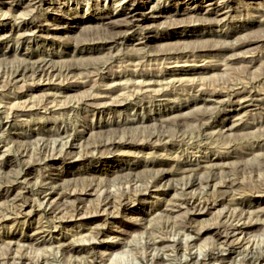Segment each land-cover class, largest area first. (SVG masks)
Returning <instances> with one entry per match:
<instances>
[{"label": "rangeland", "instance_id": "374dc122", "mask_svg": "<svg viewBox=\"0 0 264 264\" xmlns=\"http://www.w3.org/2000/svg\"><path fill=\"white\" fill-rule=\"evenodd\" d=\"M40 1L0 0V264L263 256L264 0Z\"/></svg>", "mask_w": 264, "mask_h": 264}, {"label": "bare ground", "instance_id": "6f19581e", "mask_svg": "<svg viewBox=\"0 0 264 264\" xmlns=\"http://www.w3.org/2000/svg\"><path fill=\"white\" fill-rule=\"evenodd\" d=\"M40 1V0H39ZM41 2V1H40ZM40 32V31H39ZM32 33V32H31ZM33 67V66H32ZM37 69H38V72L40 71L41 73H44V72H48L50 69L49 68H45V66H40L39 65V67H37ZM25 70L26 69H24V71H18V72H23L22 74H24V72H25ZM31 70V69H30ZM33 70H35V69H33ZM28 71V70H27ZM32 71V70H31ZM30 71V72H31ZM18 74V73H17ZM13 78V77H12ZM58 86V85H57ZM142 178V177H141ZM176 185V184H175ZM129 193V192H128ZM47 195H49V194H46V196ZM131 195V194H130ZM129 196V195H128ZM127 196V197H128ZM60 197L61 198H72V197H76V195L74 194V193H69V194H65V195H60ZM63 200V199H62ZM128 199L127 198H123V199H121V200H119V201H117L118 202V207H117V209L119 210V211H121V212H126V211H128L127 210V206H128V204L130 203H128V201H127ZM98 201V200H97ZM47 204V207H49V206H51V204H52V202H46ZM61 204V203H60ZM189 204V203H188ZM115 205V203L114 202H112V200H107V198H106V200L104 201V204H103V212H106L108 209H111V207H112V210L114 209V206ZM173 205V204H172ZM194 205V204H193ZM191 206V205H190ZM192 207H195V206H192ZM213 207H215V204H210V205H207V204H203L202 206H198L197 207V211L198 212H200V211H207V210H209V209H212ZM116 208V207H115ZM53 210V209H52ZM79 211V210H78ZM85 211V210H84ZM109 211V210H108ZM107 211V212H108ZM111 211V210H110ZM55 212V210H53V213ZM102 212V213H103ZM116 212V211H115ZM86 213V212H85ZM101 213V212H100ZM101 213V214H102ZM201 213V212H200ZM24 214V213H23ZM55 214V213H54ZM95 214V213H94ZM101 214H99V215H101ZM104 214H106V213H104ZM117 214V213H116ZM87 215V214H86ZM110 215H111V213H110ZM115 215V214H114ZM69 216V215H68ZM76 216L78 217V218H83V216L84 215H82L81 213L79 214V213H77L76 214ZM75 216V217H76ZM63 217V216H62ZM86 217V216H85ZM58 219V218H57ZM56 219V220H57ZM64 220H66V219H64V218H60V219H58L57 220V225L58 226H60V225H62L63 223H64ZM90 220V219H89ZM151 229V228H150ZM237 232H239V234L241 235L242 233H243V228H242V226H238V225H235V226H233L231 229H230V231H229V233L228 234H226V236H223L224 238H225V240H226V243H227V247H228V250H230L231 248L230 247H232V243L231 242H229V239H228V237L230 236L231 238L233 237H235L236 235H238V234H236ZM217 235L218 236H221V234H218L217 233ZM245 239V238H244ZM92 240V239H91ZM236 240V239H235ZM234 240V241H235ZM184 241V243L186 244L187 243V241L189 242L190 240H188V238L187 239H184L183 240ZM237 242H236V245H241L242 243L241 242H239V239H237L236 240ZM163 244H167L166 242L164 243V242H154L153 241V243H152V245H154V246H161V245H163ZM223 244V243H222ZM248 244V243H247ZM61 245H63V244H61ZM147 245V244H146ZM169 245V244H168ZM65 246V245H64ZM150 246V245H149ZM176 246V243L174 244L173 243V245H172V247H175ZM248 246V245H247ZM68 248V246H66L65 247V249H67ZM159 250V249H158ZM158 250H157V248H153L152 249V256L153 257H157V254H156V251L158 252ZM255 250L256 249H254V247H252V246H248V248H247V257L249 258V261L251 260V263H253V264H262V262H263V260H264V255L262 256V254H256L255 253ZM233 251V250H232ZM237 253V252H236ZM125 256V255H124ZM113 257V256H112ZM116 257H118L119 258V260L121 259L118 255L116 256ZM115 257H113V259H114ZM110 259H112V258H110ZM96 260V259H95ZM100 261V260H99ZM110 261V260H109ZM122 261V260H121ZM103 262V261H102ZM102 262H97V261H93V263H95V264H102ZM246 262V261H245ZM48 263V262H47ZM114 264H121V263H119L118 261H115V263Z\"/></svg>", "mask_w": 264, "mask_h": 264}]
</instances>
